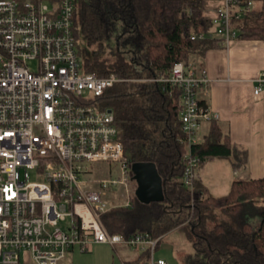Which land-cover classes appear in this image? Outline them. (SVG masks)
I'll return each instance as SVG.
<instances>
[{
    "label": "built area",
    "instance_id": "1",
    "mask_svg": "<svg viewBox=\"0 0 264 264\" xmlns=\"http://www.w3.org/2000/svg\"><path fill=\"white\" fill-rule=\"evenodd\" d=\"M55 1L0 0V264H67L75 249L90 253L96 244L125 246L146 254L148 264H167L154 258L159 239H125L100 221L112 209H132L136 197L114 111L97 105L125 80L86 71L73 32L78 0ZM210 4L204 16L228 48L238 36L231 23L255 3ZM152 81L169 94L181 91L182 183L192 191L201 162L193 148L204 139L203 124L217 119L202 104L209 93L206 70L191 56ZM256 83L257 96L264 75ZM105 168L109 175L102 177Z\"/></svg>",
    "mask_w": 264,
    "mask_h": 264
},
{
    "label": "trees",
    "instance_id": "2",
    "mask_svg": "<svg viewBox=\"0 0 264 264\" xmlns=\"http://www.w3.org/2000/svg\"><path fill=\"white\" fill-rule=\"evenodd\" d=\"M211 1L78 0L73 32L86 71L125 80L108 89L97 105L114 111L129 164L154 163L164 192L163 202L146 205L133 197L132 209H112L100 221L110 234L125 239L149 234L158 244L179 229L193 247L181 264H264V178L234 181L220 197L211 195L199 176L194 189H186L181 91L169 94L152 81L191 56L205 68L207 52L222 48L223 38L204 16ZM243 1L255 6L231 23L237 40L264 41V0ZM193 153L200 169L216 159L231 160L234 170L248 165V150L233 143L217 119Z\"/></svg>",
    "mask_w": 264,
    "mask_h": 264
},
{
    "label": "crops",
    "instance_id": "3",
    "mask_svg": "<svg viewBox=\"0 0 264 264\" xmlns=\"http://www.w3.org/2000/svg\"><path fill=\"white\" fill-rule=\"evenodd\" d=\"M43 1L50 5L56 2ZM204 67L209 80L205 101L211 113L229 132L232 142L247 149L249 154L245 169L234 170L231 160H215V196L220 197L229 192L234 181L264 178V85L259 95L254 93L256 79L264 75V41L236 40L228 48L208 51ZM208 130L209 124H203L204 136ZM199 177L205 184L201 173ZM209 192L211 194L210 189ZM179 231H171L160 243ZM108 247L96 244L90 253H85L91 254L90 264H148V256L137 250L125 246L110 250ZM83 254L75 249L67 264H75L76 258H83ZM162 259L159 254L158 260Z\"/></svg>",
    "mask_w": 264,
    "mask_h": 264
},
{
    "label": "rangeland",
    "instance_id": "4",
    "mask_svg": "<svg viewBox=\"0 0 264 264\" xmlns=\"http://www.w3.org/2000/svg\"><path fill=\"white\" fill-rule=\"evenodd\" d=\"M210 5L212 4H209V6ZM107 54L108 52H106V55ZM103 172L104 173L102 177H107L109 175V171L107 168H105ZM200 173H201V177L204 178L205 184L210 189L211 194L213 196L217 195V192H215V160L207 162L205 167L199 170V175ZM30 176H31V181H38L35 173H31ZM108 248L110 250L113 249L111 246H109ZM191 253H193V247L191 242L188 240L185 233L179 231L174 233V235H170L169 237L165 238L159 244L158 250L156 251L154 258L155 260H158V255L160 254L163 257L162 260H164L168 264H181V258L184 255ZM90 255L91 254L84 253L83 258L80 259L76 258L75 264H90L92 261Z\"/></svg>",
    "mask_w": 264,
    "mask_h": 264
},
{
    "label": "water",
    "instance_id": "5",
    "mask_svg": "<svg viewBox=\"0 0 264 264\" xmlns=\"http://www.w3.org/2000/svg\"><path fill=\"white\" fill-rule=\"evenodd\" d=\"M137 183L135 196L141 204L164 201L162 178L154 163H134L131 166Z\"/></svg>",
    "mask_w": 264,
    "mask_h": 264
}]
</instances>
